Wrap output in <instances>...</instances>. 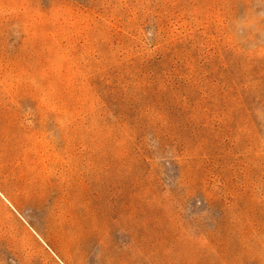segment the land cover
Returning a JSON list of instances; mask_svg holds the SVG:
<instances>
[{
  "label": "rangeland",
  "instance_id": "obj_1",
  "mask_svg": "<svg viewBox=\"0 0 264 264\" xmlns=\"http://www.w3.org/2000/svg\"><path fill=\"white\" fill-rule=\"evenodd\" d=\"M0 264H264V0H0Z\"/></svg>",
  "mask_w": 264,
  "mask_h": 264
}]
</instances>
